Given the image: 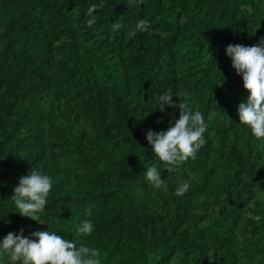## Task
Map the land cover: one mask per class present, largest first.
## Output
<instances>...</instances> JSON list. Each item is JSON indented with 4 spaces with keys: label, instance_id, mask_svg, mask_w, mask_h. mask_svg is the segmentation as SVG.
<instances>
[{
    "label": "trees",
    "instance_id": "1",
    "mask_svg": "<svg viewBox=\"0 0 264 264\" xmlns=\"http://www.w3.org/2000/svg\"><path fill=\"white\" fill-rule=\"evenodd\" d=\"M99 3L0 0V241L49 230L101 264H264V140L240 124L250 93L226 53L264 38V0H103L89 27ZM140 20L148 31L130 35ZM169 89L207 124L197 158L171 173L146 139L179 119L158 108ZM32 169L53 181L39 222L11 200Z\"/></svg>",
    "mask_w": 264,
    "mask_h": 264
},
{
    "label": "clouds",
    "instance_id": "2",
    "mask_svg": "<svg viewBox=\"0 0 264 264\" xmlns=\"http://www.w3.org/2000/svg\"><path fill=\"white\" fill-rule=\"evenodd\" d=\"M131 2V0H130ZM142 2V0H140ZM103 0L99 4H91L87 9V25L93 26L97 17L94 13L103 8ZM149 21L140 20L136 29L130 33L146 32ZM123 25L115 22L112 29L119 30ZM226 53L232 59V66L237 74L242 75L243 87L250 93L246 102L238 106L240 124L251 130L256 140H264V38L258 45L243 46L240 44L228 45ZM185 100L177 105L173 101V93L169 89L159 97L158 108L165 111V106L180 109L179 119L166 131L159 133L147 130L146 139L152 146V151L168 173L174 171L180 164L189 158L195 160L198 151L205 145L204 134L207 124L200 111H192L190 104ZM178 97V96H177ZM145 179L156 189L164 186L161 171L156 166L146 169ZM53 181L49 175L42 171L32 169L28 175L19 178V184L14 189L11 200L18 209L17 213L39 222V213H42L48 202ZM190 184L185 182L177 187L175 195L182 197L189 191ZM245 213L248 219L260 222V215L254 214L253 205H248ZM89 215L91 211L89 210ZM42 224V223H41ZM82 235H91L93 224L84 220L78 228ZM31 237L9 233L0 241V257L7 256L10 264H101L100 252L96 248L84 245L77 247L72 240L62 238L53 231H35Z\"/></svg>",
    "mask_w": 264,
    "mask_h": 264
}]
</instances>
